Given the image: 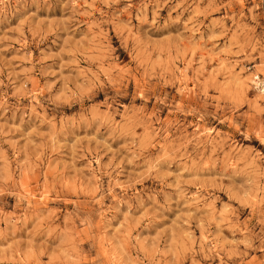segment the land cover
Masks as SVG:
<instances>
[{"label":"rangeland","instance_id":"obj_1","mask_svg":"<svg viewBox=\"0 0 264 264\" xmlns=\"http://www.w3.org/2000/svg\"><path fill=\"white\" fill-rule=\"evenodd\" d=\"M262 90L264 0H0V264H264Z\"/></svg>","mask_w":264,"mask_h":264},{"label":"bare ground","instance_id":"obj_2","mask_svg":"<svg viewBox=\"0 0 264 264\" xmlns=\"http://www.w3.org/2000/svg\"><path fill=\"white\" fill-rule=\"evenodd\" d=\"M261 90V89H260ZM261 92H264V90H262Z\"/></svg>","mask_w":264,"mask_h":264}]
</instances>
